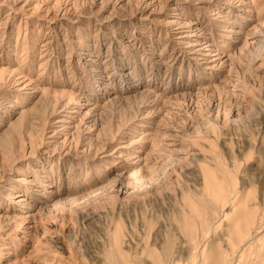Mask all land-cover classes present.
Listing matches in <instances>:
<instances>
[{
    "label": "rangeland",
    "instance_id": "obj_1",
    "mask_svg": "<svg viewBox=\"0 0 264 264\" xmlns=\"http://www.w3.org/2000/svg\"><path fill=\"white\" fill-rule=\"evenodd\" d=\"M262 146L264 0H0V264H264Z\"/></svg>",
    "mask_w": 264,
    "mask_h": 264
},
{
    "label": "bare ground",
    "instance_id": "obj_2",
    "mask_svg": "<svg viewBox=\"0 0 264 264\" xmlns=\"http://www.w3.org/2000/svg\"><path fill=\"white\" fill-rule=\"evenodd\" d=\"M206 54H207V53H206ZM262 132H263V131H262ZM248 143H249V142H248ZM247 145H248V144H247ZM251 145H252V144H251ZM261 145H262V144H261ZM249 146H250V144H249ZM262 147H263V146H262ZM262 147H261V148H262ZM247 148H248V147H247ZM261 148H260V150H261ZM256 150H257V149H256ZM257 151H258V150H257ZM260 152H261V153L263 154V156H264V147L262 148V151H260ZM249 153H250V152H249ZM249 157H250V155H249ZM249 157H248V158H249ZM263 166H264V163L262 164V167H263ZM262 169H263V168H262ZM211 178H212V177L209 176L210 181L213 182V181H212L213 179L211 180ZM209 179H208V180H209ZM113 180H114V179H113ZM110 181H111V180H110ZM115 183H116V182H115ZM115 183H114V184H115ZM207 183L209 184V181H208ZM213 183H215V182H213ZM119 184H120V183L118 182V183L115 185L116 188L114 187V190H115V189H116V191H121V190H122L123 187L121 188V186H120ZM111 185H113V184L111 183ZM223 185H224V184H223ZM226 185H227V184H226ZM209 186H210V188H209ZM211 187H212L211 185H208L209 191H208V190H207V191H208V194H209V195H210L211 192H212ZM224 187H225V186H224ZM227 187H228V186H227ZM227 187H226V189H227ZM125 188H126V187H125ZM228 188H229V187H228ZM128 189H129V188H128ZM210 190H211V192H210ZM125 191H126V192L128 191L127 188L125 189ZM225 191H226V190H225ZM128 192H129V191H128ZM128 192H127V193H128ZM209 192H210V193H209ZM212 193L214 194L215 192H212ZM221 193H223V189H222ZM227 193H228V191H227ZM215 194H216V193H215ZM218 194H219V193H218ZM223 194H224V193H223ZM223 194H221L222 197H221L220 194H219V196L221 197V199H222L223 197L226 196L225 194H224V195H223ZM211 195H212V194H211ZM227 195H228V194H227ZM213 196H214V195H212L211 197H213ZM214 197L216 198L217 196L215 195ZM216 199H217V198H216ZM223 199H224V198H223ZM45 203H46V202H45ZM42 205H43V204H42ZM40 206H41V205H40ZM53 206H54V205H53ZM53 206H51V208H53ZM48 207H49V211H53V210H51L50 206H48ZM43 208H44V207H43ZM44 209H45V208H44ZM53 209H54V208H53ZM194 209H195V208H194ZM196 209H197V208H196ZM242 210H243V209H242ZM45 211H47V210H45ZM194 211H195V210H194ZM243 211H244V213H247L246 210H243ZM198 212H199V211H198ZM241 212H242V211H240V213H241ZM195 213H196V211H195ZM195 213H194V214H195ZM196 214H197V213H196ZM197 215H198V214H197ZM199 215H201V214H199ZM239 215H240V214H239ZM241 215H242V216H241ZM241 215H240V220H241V217H242L243 219L241 220L240 223L242 224V226H244V224H243V222H242V221H244L243 212L241 213ZM201 216H202V215H201ZM201 216H200V217H201ZM245 216H246V214H245ZM186 217H187V216H186ZM195 217H196V216H195ZM198 217H199V216H198ZM247 217H249V216H247ZM201 218H203V217H201ZM181 219H183V218H181ZM196 219H197V218H196ZM234 219H236V217H234ZM198 220H199V218H198ZM245 221H247V222H251V220H249V218H247V220L245 219ZM234 222H235V221H234ZM247 222H244V223H247ZM121 224H122V223H121ZM149 224H150V223H149ZM233 224H234V223H233ZM236 224H237V223H236ZM145 225H146V224H145ZM147 225H148V223H147ZM245 225H248V223L245 224ZM123 226H124V224H123ZM180 227H181V228H185L184 230H187V231H186L187 233H188V231H189V233H191V231H192L193 234H194V231L192 230V229H193V226L189 224V221L186 220V218H185V220H183V222H182V224H181ZM191 227H192V228H191ZM260 227H261V226H260ZM124 228H125V226H124ZM124 228H123V229H124ZM145 228H146V227H145ZM234 229H235V227H234ZM125 230H127V229L125 228ZM132 230H133V229H132ZM232 230H233V228H232ZM133 231H135V230H133ZM143 231H145V230H143ZM231 232L235 235L234 232H236V230L230 231V233H231ZM254 232H255V229H254ZM254 232H253V233H254ZM257 232H258V230H257ZM122 233H123V232H122V230H120L119 227H117L116 230L114 231V235H115V237H116V240H117L116 242H117V243H120V242L123 240V238H122ZM129 233H130V232H128L127 234H129ZM136 233H137V232H136ZM189 233H188V234H189ZM148 234H149V232H148ZM148 234H147V236H148ZM193 234H192V235H193ZM123 235H124V234H123ZM133 235H134V234H133ZM135 235H136V234H135ZM137 235H138V234H137ZM250 235H252V233H250ZM128 236H129V235H128ZM128 236H127V238H128ZM190 236H191V235H190ZM134 237H137V236H134ZM155 237H156V236H155ZM232 237L235 238V236H232ZM169 238H170V237H169ZM121 239H122V240H121ZM124 239H125V238H124ZM143 239H144V238H143ZM147 239H148V238H147ZM172 239H173V238L170 239V243H168V244H170V245L172 244V246H173L174 242H173V243L171 242ZM126 240H127V239H126ZM129 240H130V239H129ZM129 240H128V241H129ZM136 240H137V239H136ZM144 240H145V239H144ZM148 240H149V239H148ZM233 240L236 241L235 239H233ZM248 240H249V239H248ZM130 241H131V240H130ZM146 241H147V240H146ZM151 241H154V240H151ZM167 241H169V239H167ZM173 241H174V240H173ZM137 242H138V241H137ZM140 242H141V241H140ZM147 242H148V241H147ZM236 242H237V241H236ZM121 243H122V242H121ZM121 243H120V245H121ZM124 243H126V241H124ZM124 243H123V244H124ZM148 243H151V242H148ZM153 243H154V242H153ZM153 243H151L150 245L152 246ZM159 243H160V242H159ZM164 243H166V239H165ZM126 244L128 245V243H126ZM126 244H125V245H126ZM130 244H131V243H130ZM138 244H140V243H138ZM141 244H142V242H141ZM154 244H155V243H154ZM154 244H153V245H154ZM168 244L166 243V244L164 245V247L162 246L163 248L161 249V250H162L161 253H158V249L155 248V246L159 248V246H160L159 244H158L159 246H157V244H156L153 248L150 247V246H147V247H149L150 249L147 248L148 250H145V251L147 252V255H146L145 253H144V254L147 256V258H148V256L152 257V260L154 261L153 264H165L166 257L168 256V253H170V250H171V249L169 250V248H168L169 245H168ZM133 245H134V244H133ZM143 245L146 246V242H144ZM143 245H140V246L138 245V247L140 248L139 250H141V249L144 250V249H143ZM162 245H163V244H162ZM166 245H168V246H166ZM215 245H216L217 247H219L217 244H212V246H214L215 249H212L213 251L210 249L212 252L210 251L211 253L209 254V256H208V253L206 252L207 257H206V254H205V253H204V255L202 254V256L205 258V262L203 261L204 258H202V257H201V259H202L201 262L203 261L205 264H207V263H206L207 261H208L210 264H220V263H221V261H222V254H221V252H222V251L219 249L220 247L218 248L219 250L216 249L217 247H216ZM121 246H122V245H121ZM141 246H142V248H141ZM145 246H144V248H145ZM172 246H171V247H172ZM176 247H177V246H176ZM214 247H212V248H214ZM242 247H243V246H241L240 249H242ZM261 247H262V246H261ZM261 247H260V248H261ZM154 248H155V250L157 249V250H156L157 252L154 250ZM172 248H173V247H172ZM129 249H130V248H129ZM135 249H137V248H135ZM145 249H146V248H145ZM130 250H131V249H130ZM139 250H138V254H139ZM142 250H141V251H142ZM121 251H122V249H121ZM131 251H132V250H131ZM179 251H180V250H178V253H179ZM134 252H135V251H134ZM159 252H160V249H159ZM174 252H177V250H174ZM203 252H204V251H203ZM123 253H124V251L119 253V254H121V256L118 254L120 257H122L121 259L123 260L122 262H121V260H120V263H118V264H128V262H129V264H130V260H129L128 258H126L127 256L123 255ZM125 253H126V252H125ZM136 253H137V252H135V254H136ZM172 253H173V252H172ZM194 253H195V252H194ZM132 254L134 255L133 252H132L130 255H132ZM141 254H143V253L141 252ZM176 254H177V253H176ZM195 254H196V253H195ZM133 255H132V256H133ZM136 255H137V254H136ZM145 255H144V256H145ZM177 255H178V254H177ZM177 255H176V256H177ZM193 255H194V254H193ZM134 256H135V255H134ZM134 256H133V257H134ZM170 256H172V255H170ZM173 256H174V255H173ZM194 256H195V255H194ZM196 256H197V255H196ZM174 257H175V256H174ZM174 257H172V258H174ZM191 257H192V256H191ZM191 257H190V258H191ZM208 257H209L210 261H209V260H206V259H208ZM135 258H136V257H135ZM139 258H140V257H139ZM142 258H143V257H142ZM177 258H178V257H177ZM190 258H189V259H190ZM194 258H195V257H194ZM132 259H133V258H132ZM149 259L151 260V258H149ZM137 260H139V259H137ZM143 260H144V259H143ZM152 260H151V261H152ZM193 260H194V259H193ZM134 261H135V260H134ZM144 261H146V260H144ZM147 261H148V260H147ZM153 261H152V262H153ZM170 261H171V259H170L168 262L171 263ZM172 261H173V260H172ZM136 262H137V261H136ZM136 262H135V263H136ZM148 262H149V261H148ZM148 262H147V263H148ZM152 262H151V263H152ZM219 262H220V263H219ZM131 263H132V262H131ZM137 263H139V262H137ZM140 263H141V261H140ZM140 263H139V264H140ZM143 263H144V262H143ZM149 263H150V262H149ZM149 263H148V264H149ZM172 263H173V262H172ZM172 263H171V264H172ZM194 263H195V261L193 262V264H194ZM204 263H203V264H204ZM109 264H114V263H112V262L110 261ZM144 264H145V263H144ZM166 264H167V263H166ZM173 264H175V263H173ZM190 264H191V263H190ZM197 264H199V263H197Z\"/></svg>",
    "mask_w": 264,
    "mask_h": 264
}]
</instances>
